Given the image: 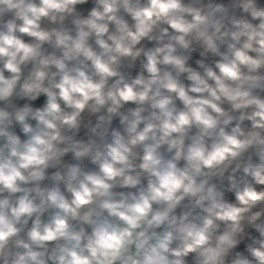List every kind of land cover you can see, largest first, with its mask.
<instances>
[{"label":"clouds","instance_id":"9594fccd","mask_svg":"<svg viewBox=\"0 0 264 264\" xmlns=\"http://www.w3.org/2000/svg\"><path fill=\"white\" fill-rule=\"evenodd\" d=\"M0 264H264V0H0Z\"/></svg>","mask_w":264,"mask_h":264}]
</instances>
